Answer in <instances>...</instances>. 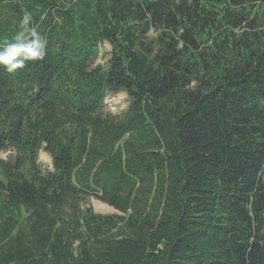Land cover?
<instances>
[{
  "label": "trees",
  "instance_id": "1",
  "mask_svg": "<svg viewBox=\"0 0 264 264\" xmlns=\"http://www.w3.org/2000/svg\"><path fill=\"white\" fill-rule=\"evenodd\" d=\"M25 11L46 56L0 66V264H264V0H0V43Z\"/></svg>",
  "mask_w": 264,
  "mask_h": 264
},
{
  "label": "clouds",
  "instance_id": "2",
  "mask_svg": "<svg viewBox=\"0 0 264 264\" xmlns=\"http://www.w3.org/2000/svg\"><path fill=\"white\" fill-rule=\"evenodd\" d=\"M19 28L11 40L0 43V66L9 73L24 68L29 61L43 60L46 56V38L37 31L31 12L23 13Z\"/></svg>",
  "mask_w": 264,
  "mask_h": 264
},
{
  "label": "rangeland",
  "instance_id": "3",
  "mask_svg": "<svg viewBox=\"0 0 264 264\" xmlns=\"http://www.w3.org/2000/svg\"><path fill=\"white\" fill-rule=\"evenodd\" d=\"M110 52H111V45L108 42H105L102 44L101 47V55L97 61V64H105L107 60L110 58ZM106 109L111 111L112 113L121 116L123 115L129 107V96L126 92H121L117 95H111L107 98V103H106ZM15 152L14 151H7V152H2L1 157L5 160L11 159L14 156ZM39 162L43 168V170H47L48 168H52V159L51 156L44 150L41 151L40 153V159ZM101 201L103 205L106 206V209L103 211H100L98 209V202ZM107 203L103 202L102 200H99L95 197H89L88 200H86L83 203L84 208H93L95 213L98 214H121L117 209H110L109 206L106 205ZM113 207V206H110Z\"/></svg>",
  "mask_w": 264,
  "mask_h": 264
},
{
  "label": "bare ground",
  "instance_id": "4",
  "mask_svg": "<svg viewBox=\"0 0 264 264\" xmlns=\"http://www.w3.org/2000/svg\"><path fill=\"white\" fill-rule=\"evenodd\" d=\"M101 201H99L98 202V204H99V206H98V209L100 210V211H103V210H105L106 209V206L105 205H103L102 203H100ZM107 205V204H106Z\"/></svg>",
  "mask_w": 264,
  "mask_h": 264
},
{
  "label": "water",
  "instance_id": "5",
  "mask_svg": "<svg viewBox=\"0 0 264 264\" xmlns=\"http://www.w3.org/2000/svg\"><path fill=\"white\" fill-rule=\"evenodd\" d=\"M107 206H109V204H107ZM109 208H110V209H111V208L114 209V207H110V206H109Z\"/></svg>",
  "mask_w": 264,
  "mask_h": 264
}]
</instances>
